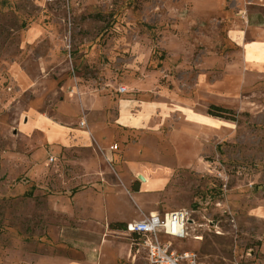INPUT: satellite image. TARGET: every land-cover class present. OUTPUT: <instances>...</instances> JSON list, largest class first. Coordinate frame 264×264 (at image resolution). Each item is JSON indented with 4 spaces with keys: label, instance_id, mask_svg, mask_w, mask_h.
Returning <instances> with one entry per match:
<instances>
[{
    "label": "rangeland",
    "instance_id": "rangeland-1",
    "mask_svg": "<svg viewBox=\"0 0 264 264\" xmlns=\"http://www.w3.org/2000/svg\"><path fill=\"white\" fill-rule=\"evenodd\" d=\"M234 33L264 40V0H0V264H147L109 224L178 209L174 250L264 264V66ZM112 93L155 111L81 172L67 159L95 150L53 147L35 121Z\"/></svg>",
    "mask_w": 264,
    "mask_h": 264
},
{
    "label": "crops",
    "instance_id": "crops-1",
    "mask_svg": "<svg viewBox=\"0 0 264 264\" xmlns=\"http://www.w3.org/2000/svg\"><path fill=\"white\" fill-rule=\"evenodd\" d=\"M231 40L241 46L243 58L247 63L253 67L264 66L262 63L264 60V40L254 39L250 40L252 42L240 43V41L247 40L238 33H234ZM117 95L112 93L103 97H93L88 105L78 107L76 113L73 108L68 111L58 109L56 120L41 117L35 121V126L41 130L45 143L53 147L59 146L74 150L86 149L89 152L95 150L96 154L90 159H85L83 156L67 159L71 166L79 167L81 172H85L89 167L97 164L102 157L113 158L111 148H117V144L114 143L113 145L112 141L119 136L120 130L126 129L124 131L126 133H129L131 129L137 130L148 118L152 117L155 111V107H151L150 104L144 107L136 97L123 99L122 95ZM130 155L129 151L124 148L123 154L116 156V158L123 159L118 167L126 165ZM130 168L135 172H143L139 168ZM145 170L148 171V168Z\"/></svg>",
    "mask_w": 264,
    "mask_h": 264
},
{
    "label": "built area",
    "instance_id": "built-area-1",
    "mask_svg": "<svg viewBox=\"0 0 264 264\" xmlns=\"http://www.w3.org/2000/svg\"><path fill=\"white\" fill-rule=\"evenodd\" d=\"M118 90L124 92L125 88ZM187 223L188 213L178 209L162 214L150 213L140 220L126 223L124 230L136 244L142 245L147 264H206L195 253L178 252L172 248L171 242L161 240L162 237L182 240L187 234Z\"/></svg>",
    "mask_w": 264,
    "mask_h": 264
},
{
    "label": "trees",
    "instance_id": "trees-1",
    "mask_svg": "<svg viewBox=\"0 0 264 264\" xmlns=\"http://www.w3.org/2000/svg\"><path fill=\"white\" fill-rule=\"evenodd\" d=\"M206 112L209 116H212V117H219V118L234 120L233 117H228V115H225V114L232 113V111L230 109L221 107L219 105L210 104ZM133 190L137 191L138 188L134 187ZM109 228L122 230V229H125V223H122V222L112 223V224H109Z\"/></svg>",
    "mask_w": 264,
    "mask_h": 264
},
{
    "label": "bare ground",
    "instance_id": "bare-ground-1",
    "mask_svg": "<svg viewBox=\"0 0 264 264\" xmlns=\"http://www.w3.org/2000/svg\"><path fill=\"white\" fill-rule=\"evenodd\" d=\"M145 178V184H147V183H151V181L149 180V179H147L146 177H144ZM195 239H198V238H195Z\"/></svg>",
    "mask_w": 264,
    "mask_h": 264
},
{
    "label": "water",
    "instance_id": "water-1",
    "mask_svg": "<svg viewBox=\"0 0 264 264\" xmlns=\"http://www.w3.org/2000/svg\"><path fill=\"white\" fill-rule=\"evenodd\" d=\"M140 179L144 180V178L142 176H139Z\"/></svg>",
    "mask_w": 264,
    "mask_h": 264
}]
</instances>
